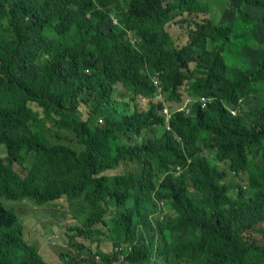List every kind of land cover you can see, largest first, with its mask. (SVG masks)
Returning <instances> with one entry per match:
<instances>
[{
	"label": "trees",
	"instance_id": "obj_1",
	"mask_svg": "<svg viewBox=\"0 0 264 264\" xmlns=\"http://www.w3.org/2000/svg\"><path fill=\"white\" fill-rule=\"evenodd\" d=\"M209 9L199 0H0V22L7 21L0 28V264H50L8 203L62 198H83L90 214L71 228L77 251H61L60 264L120 259L101 248L82 255L85 245L75 238L92 236L98 223L108 225L116 246L125 245L121 264H264V53L252 62L243 52L264 23L250 11L264 9V0H242L230 23L188 20L189 40L178 46L171 19ZM111 12L118 24L107 23ZM207 39L211 47L199 49ZM234 40L244 66L225 58ZM192 63L200 67L195 74ZM118 84L149 99L147 108H116ZM184 85L190 112L175 110L168 129L163 107L179 106ZM159 87L168 104L152 101ZM250 94L257 96L250 111L233 113ZM83 96L90 110L81 119ZM201 96L210 99L206 108ZM50 119L73 130L83 148L51 142ZM205 149L236 175L248 171L250 193L240 185L229 194L225 170ZM126 161L137 170L108 173ZM177 166L184 167L178 175ZM162 206L167 212L154 221Z\"/></svg>",
	"mask_w": 264,
	"mask_h": 264
},
{
	"label": "rangeland",
	"instance_id": "obj_2",
	"mask_svg": "<svg viewBox=\"0 0 264 264\" xmlns=\"http://www.w3.org/2000/svg\"><path fill=\"white\" fill-rule=\"evenodd\" d=\"M173 1V0H172ZM203 2L207 7H209V11L207 13L188 16L184 14L183 16L173 17L171 21L168 23V30L178 46H182L186 44L189 40V31L192 28V23L190 21L198 20L202 21L207 18H214L218 21H225L230 23L232 19L235 17V11L241 7L242 0H199ZM252 11V12H251ZM250 13L254 19H259L264 17V9H258L253 12L251 10ZM108 21L114 23V20H117V17L114 12L110 13V17H108ZM190 20V21H188ZM118 22V20H117ZM118 24V23H117ZM7 21L2 20L0 22V28L6 27ZM254 34V44L253 46L244 45L243 52L245 55L249 57L252 62L258 60L259 56L264 53V23L258 22L255 25L253 30ZM129 39L131 41H135V37L129 31ZM246 38V35H245ZM211 47V42L209 39L205 41V44L199 46V49H206ZM241 44L238 40H234L228 47L225 52V58L228 61L229 65H246V60L240 51ZM193 72L196 71L197 64H191ZM200 68V67H197ZM194 72V74H195ZM154 82L160 86V81L157 76H153ZM117 92L114 94L112 103L113 105L120 109L124 110L126 108H133L134 106H138L141 109H146L149 103V99L143 98L141 96H136L133 93L127 92L122 84L116 85ZM187 85L182 87L183 98L186 96ZM184 98V99H185ZM152 101L157 102L160 101L162 104L166 102L167 104L170 101H167L166 95L157 90V95L153 96ZM241 100V101H240ZM239 100V104L237 110L235 112H244L250 111V107L252 104L257 102V96L252 94L246 95L245 97H241ZM31 106L35 107L41 115H43L42 108H40L36 103L31 102ZM90 110V102L86 96L81 98L80 105L78 107L77 113L81 119L87 117ZM102 121V119H101ZM156 132L161 133L162 130L158 126L156 127ZM46 134L49 139L53 143H65L68 144L78 151L83 148L78 142V139L73 130L61 127L54 120H49L47 123ZM143 134V133H142ZM151 131L147 133L150 135ZM142 135H140L137 139H141ZM135 139H127L126 142L132 143ZM260 150H257V153L260 154ZM203 153L207 155L208 159L212 163H217L220 168L225 170L226 176L225 181L229 187V194L237 195L239 192L240 185L243 186V189L249 194V188L246 187L247 184V174L248 171L243 173L242 175H236L229 167L228 161H221L216 157L215 152L210 150H203ZM6 154V149L3 146H0V155ZM33 160V154L29 155L26 160L24 166H19V170L22 173H26V169L30 167ZM260 161V158H258ZM136 162L126 161L122 163L118 168L109 170L108 173L119 174L123 172H130L137 170ZM184 170V167L181 166L179 169L178 166L174 171L177 175L180 174ZM5 202V201H4ZM10 206L17 208V212L19 214V218L23 222L25 226V239L31 244L35 245L38 251L43 255V257L50 264H60L62 261L60 259L61 251H77L76 246H72L69 244V235L73 233L71 230L72 227L77 225L83 226L87 217L90 214V207L86 204L83 198L76 199H66L62 198L55 202H50L48 204L38 205L31 201H23V202H9ZM159 205L161 203L159 202ZM162 209V217L161 213L158 212L152 216L154 221H159L163 218V215L167 212L163 206ZM95 229L98 232H94L90 237H82L76 236L75 240L83 243L85 245L84 249L81 251L82 255H91L95 254L98 248H101L103 251L112 253L116 245L111 239L112 233L108 225H103L98 223L95 225ZM76 231V230H74ZM125 245L122 243L119 245V250L124 251ZM161 263V259H158V264Z\"/></svg>",
	"mask_w": 264,
	"mask_h": 264
},
{
	"label": "built area",
	"instance_id": "obj_3",
	"mask_svg": "<svg viewBox=\"0 0 264 264\" xmlns=\"http://www.w3.org/2000/svg\"><path fill=\"white\" fill-rule=\"evenodd\" d=\"M114 23L117 24V20H114ZM159 89L161 90V88L159 87ZM209 98L206 97V96H201L199 101L202 105L203 108H205L207 106V103L209 102ZM192 98L191 97H186L180 104L179 106H177L175 109H171L168 105H164L163 107V114L165 115L166 117V125H167V128L170 129V120L172 118V114L173 112L176 110H181V111H184L185 113H189L190 112V104L192 103ZM178 168L180 169L181 166H178ZM130 249V247L128 248ZM115 251L119 252L120 253V259L118 261H115L113 264H121V261L125 259V255L127 254V251H121L119 250V246H116L114 248Z\"/></svg>",
	"mask_w": 264,
	"mask_h": 264
},
{
	"label": "clouds",
	"instance_id": "obj_4",
	"mask_svg": "<svg viewBox=\"0 0 264 264\" xmlns=\"http://www.w3.org/2000/svg\"><path fill=\"white\" fill-rule=\"evenodd\" d=\"M240 101H241V100H240ZM206 107H207V106H206ZM206 107H205V108H206ZM202 108H203V107H202ZM232 112H233V113H236L235 110H232Z\"/></svg>",
	"mask_w": 264,
	"mask_h": 264
}]
</instances>
